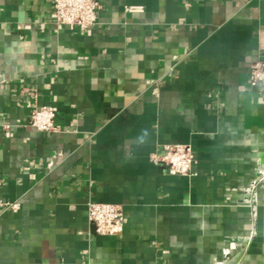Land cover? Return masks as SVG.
<instances>
[{
	"label": "crops",
	"instance_id": "0c3cea01",
	"mask_svg": "<svg viewBox=\"0 0 264 264\" xmlns=\"http://www.w3.org/2000/svg\"><path fill=\"white\" fill-rule=\"evenodd\" d=\"M100 3L81 31L52 0H0V200L20 204L0 264H264V0ZM41 105L58 131L28 124ZM174 143L191 176L150 161ZM90 201L121 204V232Z\"/></svg>",
	"mask_w": 264,
	"mask_h": 264
},
{
	"label": "built area",
	"instance_id": "2783aa9c",
	"mask_svg": "<svg viewBox=\"0 0 264 264\" xmlns=\"http://www.w3.org/2000/svg\"><path fill=\"white\" fill-rule=\"evenodd\" d=\"M55 22L69 25L81 31L90 30L97 23L100 0H52ZM127 10H136L127 7ZM264 82V61L257 60L251 65L250 85L256 87ZM57 108L53 105L37 106L31 113L28 124L39 131H58L56 125ZM8 127V126H7ZM150 161L163 164L172 174L191 176L195 163V153L192 145L187 143L167 144L163 153H150ZM264 181V169L259 170L258 176L248 188L253 218L257 216L256 190ZM18 202L0 200V214L3 210H18ZM88 219L100 235H113L121 232L124 221V211L121 204L111 202L90 201L88 203ZM225 255L228 252H224ZM219 264H227L226 260Z\"/></svg>",
	"mask_w": 264,
	"mask_h": 264
}]
</instances>
